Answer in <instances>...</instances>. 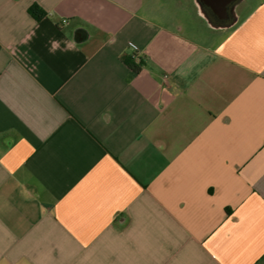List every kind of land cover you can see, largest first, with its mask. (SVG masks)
<instances>
[{"label": "crops", "instance_id": "obj_1", "mask_svg": "<svg viewBox=\"0 0 264 264\" xmlns=\"http://www.w3.org/2000/svg\"><path fill=\"white\" fill-rule=\"evenodd\" d=\"M199 8L0 0V264H264V0Z\"/></svg>", "mask_w": 264, "mask_h": 264}, {"label": "flooded vegetation", "instance_id": "obj_2", "mask_svg": "<svg viewBox=\"0 0 264 264\" xmlns=\"http://www.w3.org/2000/svg\"><path fill=\"white\" fill-rule=\"evenodd\" d=\"M229 1L226 11H222L219 4ZM244 0H199L200 12L205 16L208 24L213 27H225L233 24L236 13L240 10Z\"/></svg>", "mask_w": 264, "mask_h": 264}, {"label": "trees", "instance_id": "obj_3", "mask_svg": "<svg viewBox=\"0 0 264 264\" xmlns=\"http://www.w3.org/2000/svg\"><path fill=\"white\" fill-rule=\"evenodd\" d=\"M28 11L29 14L37 21L43 19L46 16V12L39 5L36 4L32 5ZM125 63L135 73H139L141 71V63H136L133 56H127L125 58Z\"/></svg>", "mask_w": 264, "mask_h": 264}, {"label": "water", "instance_id": "obj_4", "mask_svg": "<svg viewBox=\"0 0 264 264\" xmlns=\"http://www.w3.org/2000/svg\"><path fill=\"white\" fill-rule=\"evenodd\" d=\"M231 1L232 0H230V2ZM228 3H229V1H225V2H222L219 4V7L221 8L222 11H224V12L226 11Z\"/></svg>", "mask_w": 264, "mask_h": 264}, {"label": "built area", "instance_id": "obj_5", "mask_svg": "<svg viewBox=\"0 0 264 264\" xmlns=\"http://www.w3.org/2000/svg\"><path fill=\"white\" fill-rule=\"evenodd\" d=\"M133 58L135 59L136 63H140V59L138 55H134Z\"/></svg>", "mask_w": 264, "mask_h": 264}]
</instances>
